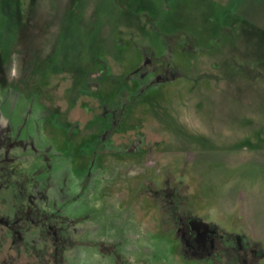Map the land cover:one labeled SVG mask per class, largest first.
<instances>
[{
	"label": "rangeland",
	"instance_id": "obj_1",
	"mask_svg": "<svg viewBox=\"0 0 264 264\" xmlns=\"http://www.w3.org/2000/svg\"><path fill=\"white\" fill-rule=\"evenodd\" d=\"M152 59L169 63L170 80L157 83L156 72H148L147 62ZM108 60L117 75L108 72L102 81L99 95L108 98L102 102L103 115L99 106L90 105L84 118L80 116L84 98L75 99L73 86H86L84 75ZM23 66L29 67L25 83L35 84L30 92L33 109L26 111L24 89V96L16 99L13 120L20 121L24 113L34 120L36 114H47L50 104L64 109L65 98L71 103V119H89L82 127L86 141L81 144H63L56 132L57 150L48 153L54 155L56 189L63 185L59 179L66 169L68 177L77 179L69 190L74 194L79 188L75 182L89 177L109 157L96 149L97 142L111 147L113 134L138 125L145 115V142L166 140V150H153V157L159 162L193 159L188 169L195 176L190 178V188L196 211L203 214L215 206L227 218L233 217L228 221L231 227L247 226L264 244V0H0V110L4 114L17 90H8L3 82L12 68L21 72ZM130 73L140 94L134 102L130 92L116 100ZM108 108L117 116H105ZM77 127L70 124L69 130L76 133ZM30 132L37 142L48 143L36 130ZM131 136L118 147L122 158L134 156L124 151L133 143ZM76 163L73 177L70 169ZM104 173L111 175L106 181L112 179L126 191L134 178L124 168L116 176L113 167ZM106 199L88 207L108 223L98 234L104 242L112 235L122 239L148 222L147 217L145 221L139 217L134 223L129 211L117 213L114 202ZM82 201L80 197L78 202ZM59 205L61 212L69 213L74 204ZM118 216L123 224L114 225ZM212 217L223 219L219 211ZM123 241L133 243L129 236ZM138 242L145 245L143 240ZM158 245L155 256H147L150 264H164L162 259L168 257L165 241L159 240Z\"/></svg>",
	"mask_w": 264,
	"mask_h": 264
},
{
	"label": "flooded vegetation",
	"instance_id": "obj_2",
	"mask_svg": "<svg viewBox=\"0 0 264 264\" xmlns=\"http://www.w3.org/2000/svg\"><path fill=\"white\" fill-rule=\"evenodd\" d=\"M147 64L149 73L156 72L158 84L172 78L167 61L158 63L152 59ZM27 68L23 66L21 72L12 68L6 84L3 82L8 90L17 92L11 96L8 112L4 114L0 110V264H150L149 257L158 251L159 240H164L168 249V257L162 259L164 264H264V244L250 234L247 226L231 227L228 221L232 222L233 217L227 218L225 212L215 206L207 207L203 214L196 211L190 188V178L195 176L188 169L193 159L180 157L159 162L152 156L153 150H166V140L145 142L142 132L147 121L145 115L140 116L138 125L113 134L111 147H105L101 140L97 142L96 149L109 157L101 160V166H97L95 172L90 171L92 179L88 173L89 177L85 175L75 182L78 192L69 193L76 178L68 177L66 169L61 171L63 177L59 179L63 185L56 189L52 169L54 155L48 153L56 147L57 134H61L63 144L86 141L82 127L89 119L85 122L71 119V103L64 97L67 103L64 109L50 104L47 114H36L34 120H28L25 113L20 121L13 120L16 99L24 96V89L29 104L26 111L32 113L30 92L35 84L32 81L25 83ZM108 72L117 75L113 73L109 60L84 75L86 86H73L75 99L84 98L80 116L88 117L90 105L103 108L102 102L108 98L105 94L101 97L99 92ZM129 76L127 87L117 93L116 100H120L123 93L128 95L130 92L133 94L131 102H134L136 94H140L135 88L136 81L131 80V73ZM100 111L103 115L102 109ZM106 112L105 116H117V112L109 108ZM55 119L60 122H54ZM117 121L112 122V126ZM70 124L78 126L76 133L69 130ZM64 126H67L66 130L62 131L60 127ZM30 130H36L40 139H47L48 143L34 140ZM129 134H132L130 140L133 143L124 151L134 156L122 158L118 147ZM43 159L44 164L41 163ZM76 165L72 164V173H76ZM111 166L115 171L113 176L124 168L126 175L134 177L128 184L129 197H125V186L115 184L112 179L106 181L109 175L104 172ZM40 173L44 175L42 179L38 177ZM75 173L71 176L76 177ZM80 197L85 201L78 202ZM106 198L114 202L117 213L129 211L134 223L139 217L142 221L147 217L148 222L122 239L112 235L104 242L105 239L98 234L108 223L102 220L101 213L89 211L88 207ZM67 201L74 205L69 213L61 212L59 202L64 204ZM79 210L85 213H79ZM215 211L221 212L222 220L212 217ZM121 216L116 217L114 225L123 224ZM125 236L132 238L133 243H124ZM139 240L145 245L142 246Z\"/></svg>",
	"mask_w": 264,
	"mask_h": 264
},
{
	"label": "clouds",
	"instance_id": "obj_3",
	"mask_svg": "<svg viewBox=\"0 0 264 264\" xmlns=\"http://www.w3.org/2000/svg\"><path fill=\"white\" fill-rule=\"evenodd\" d=\"M15 75V73H13Z\"/></svg>",
	"mask_w": 264,
	"mask_h": 264
}]
</instances>
